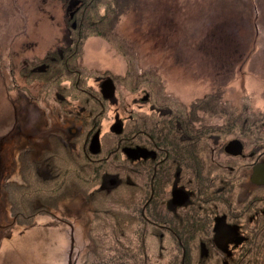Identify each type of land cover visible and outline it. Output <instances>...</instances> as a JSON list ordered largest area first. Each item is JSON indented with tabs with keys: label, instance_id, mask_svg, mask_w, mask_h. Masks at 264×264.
<instances>
[{
	"label": "flooded vegetation",
	"instance_id": "obj_1",
	"mask_svg": "<svg viewBox=\"0 0 264 264\" xmlns=\"http://www.w3.org/2000/svg\"><path fill=\"white\" fill-rule=\"evenodd\" d=\"M21 53L23 57L25 52ZM65 61L75 63L72 54H66ZM39 68L43 69L44 64L34 67ZM16 75L26 81L25 73ZM93 78H100L98 88L89 84ZM107 79L114 84L113 77L104 73L81 79L82 82L77 80L75 88L81 91L76 96L93 97L104 105L114 94H103ZM70 81L69 77L61 80V90L51 93L49 104L39 100L38 92L20 89L21 99L25 93L40 105L48 118L49 131L44 135L32 131L23 114L17 113L8 127L16 130L3 134L7 139L3 140L5 146H0V172L5 171L8 177L4 174L0 184V204L8 210L11 221L0 224V238L9 226L19 232L33 230L36 238V230L42 225L45 228L64 221L65 226L71 227L65 210L58 213L56 208L67 205L79 194L87 205L86 214L89 213L83 231V241L89 243L87 227L92 225L91 218L101 196L114 191H129L135 254L142 252V248L146 251L153 239L159 238L180 245L175 257L181 260L231 264L244 244L262 237L264 183L252 181L251 175L254 165L264 162V149H248L245 138L222 132L220 126V130L216 128L222 122L212 120H221L226 111L202 110L199 102L192 103L197 97L188 104L175 96V102L168 101L167 92L146 81L130 90H144L139 99L150 101L151 107L130 109L127 140H105V135L116 136L123 122L116 121L110 131L101 133L104 115L92 123L87 113L83 116L81 104L72 113L70 92L63 90ZM212 84L211 91H221L223 98L225 82ZM51 120L57 121L52 127ZM233 139L241 143L238 153L226 148ZM12 143L16 145L11 147ZM72 159L81 161L79 180L72 179L67 172ZM195 247L197 253L193 251Z\"/></svg>",
	"mask_w": 264,
	"mask_h": 264
},
{
	"label": "rangeland",
	"instance_id": "obj_2",
	"mask_svg": "<svg viewBox=\"0 0 264 264\" xmlns=\"http://www.w3.org/2000/svg\"><path fill=\"white\" fill-rule=\"evenodd\" d=\"M259 4L260 14L254 12L252 0H145L139 11H128L119 18L116 30L135 50L139 72L155 71L162 77L165 92L182 102L188 104L209 93L213 82L223 81L222 100L237 107L246 102L252 109L264 111V0ZM67 7L71 10L72 3ZM67 7L58 0H0V135L16 130L8 127L17 113L23 114L32 131L41 135L49 131L40 105L25 93L23 99L19 96L20 89L39 92L37 81L22 82L16 71L35 55L66 44ZM21 52H25L23 57ZM78 60L114 79L115 91L106 100L101 133L110 131L116 121L124 124L131 108L151 107L150 101L139 99L144 90L132 91L122 85L120 75L126 63L102 38H86ZM99 79H90L89 84L98 88ZM212 121L220 123L224 117ZM56 122L51 120L50 126ZM10 165L9 159L8 168ZM2 206L0 224L10 223L8 210ZM86 207L81 195L73 196L70 203L56 208L58 213L65 210L71 227L64 221L42 225L36 230L38 238L33 230H3L0 264H60L66 240L80 228L85 232Z\"/></svg>",
	"mask_w": 264,
	"mask_h": 264
},
{
	"label": "trees",
	"instance_id": "obj_3",
	"mask_svg": "<svg viewBox=\"0 0 264 264\" xmlns=\"http://www.w3.org/2000/svg\"><path fill=\"white\" fill-rule=\"evenodd\" d=\"M252 1L253 5H256L254 12L256 9L260 14L259 0ZM144 2L145 0H58V3L65 7L72 3L71 10L67 7L70 12L65 13V27L68 30L66 33L67 44L63 47H57L56 50H48L43 57H33V60L18 68L16 72L25 73L27 84L37 81L39 100L48 104L52 100L51 93L60 92L61 80L69 77L71 80L68 84L69 87L63 90L70 92L68 99L72 113L81 104L84 109L83 116L87 113L89 121L96 122L99 117L106 113V101L104 105H101L100 101L93 97L78 98L77 92L81 90L75 88V82L77 80L82 82L81 79L84 80L86 77L100 73L98 69L82 65L78 60L84 40L89 36H98L107 42L112 49H115L126 63L125 72L120 75L122 85L131 89L145 84L147 81L152 82L154 86L165 92L159 74L152 69L139 72L135 50L116 30L119 18L128 11H139ZM71 12L73 15L70 17ZM66 54H72L73 62H78L65 64ZM62 55L63 58H61ZM42 64H44L43 69H34V67ZM80 84L82 85V83ZM83 87H85L84 83ZM166 99L175 102L174 97L170 94H166ZM194 102H199L202 110L222 109L223 112L226 111L222 113L223 117H226V121L224 119L222 124L215 125V127L219 129L220 126L222 132L245 138L249 142V149L255 152L260 148L264 149V111L254 110L246 102L243 103L242 107H237L228 101H224L219 90L199 96L192 103ZM129 122V120L124 122L122 130L116 136L105 135L104 139L120 138L127 140L130 130ZM226 125L228 127H225ZM70 163L67 172L72 179L79 180L81 178V161L72 159ZM7 182L8 180L4 181V185ZM94 212L91 218L92 225L87 227L89 243L83 241L81 228L77 233H74V264H198L196 259L185 258L181 260L175 257L176 253L179 252L180 245L159 238H154L151 245L146 247V251L142 248V252L139 251L138 254H135L134 247L136 244L132 239L130 229L129 191H114L112 194L101 196ZM66 241L67 247L60 264L67 263L69 242L68 239ZM193 246L192 244L191 247ZM193 251L197 253L196 247ZM199 264L203 263L199 262ZM231 264H264V223L262 237H257L256 240L244 244Z\"/></svg>",
	"mask_w": 264,
	"mask_h": 264
},
{
	"label": "water",
	"instance_id": "obj_4",
	"mask_svg": "<svg viewBox=\"0 0 264 264\" xmlns=\"http://www.w3.org/2000/svg\"><path fill=\"white\" fill-rule=\"evenodd\" d=\"M103 94L105 97H110L113 92H114V84L112 83L111 79H107L104 82V89L102 90ZM119 124H116L115 126H118ZM119 127V126H118ZM7 136H1L0 135V146L3 145L5 146V142L3 140H6ZM228 151H231L233 153H238L241 151V143L237 139H233L227 143L226 146ZM5 174V171L0 172V184L2 181V178ZM251 179L254 182L258 183H264V162L263 163H258L255 164L253 167V173L251 175ZM0 193H1V186H0ZM73 237H71V245H70V250L68 253V264H73L72 259H71V253H72V246H73Z\"/></svg>",
	"mask_w": 264,
	"mask_h": 264
}]
</instances>
